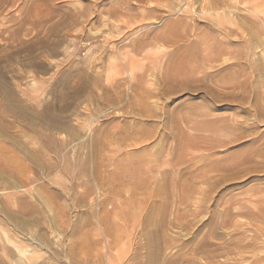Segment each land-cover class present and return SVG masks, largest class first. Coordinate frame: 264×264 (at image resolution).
I'll return each mask as SVG.
<instances>
[{
  "label": "rangeland",
  "instance_id": "374dc122",
  "mask_svg": "<svg viewBox=\"0 0 264 264\" xmlns=\"http://www.w3.org/2000/svg\"><path fill=\"white\" fill-rule=\"evenodd\" d=\"M0 264H264V0H0Z\"/></svg>",
  "mask_w": 264,
  "mask_h": 264
},
{
  "label": "bare ground",
  "instance_id": "6f19581e",
  "mask_svg": "<svg viewBox=\"0 0 264 264\" xmlns=\"http://www.w3.org/2000/svg\"><path fill=\"white\" fill-rule=\"evenodd\" d=\"M179 25H181V24H179ZM166 40H169L170 42H176L177 41V39L176 38H174V37H167V39ZM181 59V58H180ZM179 59V60H180ZM174 60V59H173ZM175 62H176V59H175ZM179 62V61H178ZM180 62H182V65L180 66V67H178V68H173V69H175V70H167V74H166V79L167 80H173V78H175L176 79V77L178 76V75H181L182 73H184L185 72V69H186V63H187V61H185V59L184 58H182V60L180 61ZM186 62V63H185ZM177 67V66H176Z\"/></svg>",
  "mask_w": 264,
  "mask_h": 264
}]
</instances>
